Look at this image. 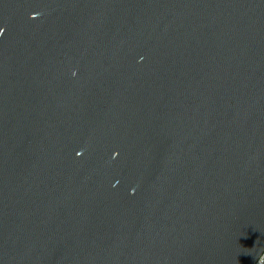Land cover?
I'll use <instances>...</instances> for the list:
<instances>
[{"label": "water", "instance_id": "water-1", "mask_svg": "<svg viewBox=\"0 0 264 264\" xmlns=\"http://www.w3.org/2000/svg\"><path fill=\"white\" fill-rule=\"evenodd\" d=\"M0 32V264L257 263L264 0H0Z\"/></svg>", "mask_w": 264, "mask_h": 264}, {"label": "built area", "instance_id": "built-area-1", "mask_svg": "<svg viewBox=\"0 0 264 264\" xmlns=\"http://www.w3.org/2000/svg\"><path fill=\"white\" fill-rule=\"evenodd\" d=\"M256 264H264V252H263V254L261 255V257L259 258V260L257 261Z\"/></svg>", "mask_w": 264, "mask_h": 264}, {"label": "clouds", "instance_id": "clouds-1", "mask_svg": "<svg viewBox=\"0 0 264 264\" xmlns=\"http://www.w3.org/2000/svg\"><path fill=\"white\" fill-rule=\"evenodd\" d=\"M3 33L2 32H0V35H2ZM74 75H75V73H74Z\"/></svg>", "mask_w": 264, "mask_h": 264}]
</instances>
